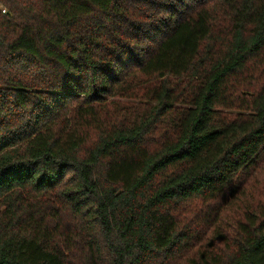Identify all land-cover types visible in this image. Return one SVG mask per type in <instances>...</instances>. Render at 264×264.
I'll list each match as a JSON object with an SVG mask.
<instances>
[{"label":"trees","instance_id":"1","mask_svg":"<svg viewBox=\"0 0 264 264\" xmlns=\"http://www.w3.org/2000/svg\"><path fill=\"white\" fill-rule=\"evenodd\" d=\"M0 264H264V0H0Z\"/></svg>","mask_w":264,"mask_h":264},{"label":"built area","instance_id":"2","mask_svg":"<svg viewBox=\"0 0 264 264\" xmlns=\"http://www.w3.org/2000/svg\"><path fill=\"white\" fill-rule=\"evenodd\" d=\"M3 13H5V10H3Z\"/></svg>","mask_w":264,"mask_h":264}]
</instances>
